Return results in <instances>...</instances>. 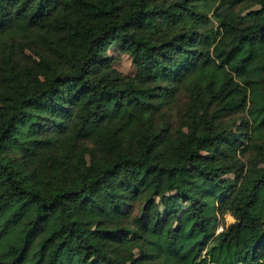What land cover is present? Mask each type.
I'll list each match as a JSON object with an SVG mask.
<instances>
[{
    "label": "trees",
    "instance_id": "16d2710c",
    "mask_svg": "<svg viewBox=\"0 0 264 264\" xmlns=\"http://www.w3.org/2000/svg\"><path fill=\"white\" fill-rule=\"evenodd\" d=\"M5 1L0 0V29L12 14ZM18 1L32 6L35 31L57 24L73 43L44 50L13 24L0 30V37L10 38L6 81H0V264H160L145 251L115 246L130 238L148 241L150 233L168 225L175 226L170 231L175 245L181 234H198L196 249L175 252L179 264H218L209 261L211 254L236 246L244 229L255 237L253 244L238 263L224 256L219 264H264V0ZM88 10L97 14L93 23L82 22ZM223 33L234 38L220 50ZM13 47L24 54V69L39 64L45 73L30 83L24 69L11 62ZM110 50L130 59L133 76L115 68ZM187 59L206 61L194 74V85L172 87L143 75L152 67L167 72ZM208 71L231 75L236 83L213 93L203 87ZM164 92L171 93L172 103L148 118L134 142L125 143L118 127L110 128L107 153L79 138L71 156L75 183L66 159L52 149L34 162L30 145L50 142L71 123L81 131L107 125L105 100L117 110L131 102L143 108L150 104L139 95L156 100ZM184 133L191 145L174 163L162 162L166 143ZM228 142L235 144L230 159L206 165L205 160H218ZM118 175L125 196H117L110 184ZM209 185L205 193L213 202L195 190ZM98 194L120 222L98 223L95 233L101 237L93 240L71 206L95 208ZM227 216L234 222L226 225Z\"/></svg>",
    "mask_w": 264,
    "mask_h": 264
},
{
    "label": "rangeland",
    "instance_id": "374dc122",
    "mask_svg": "<svg viewBox=\"0 0 264 264\" xmlns=\"http://www.w3.org/2000/svg\"><path fill=\"white\" fill-rule=\"evenodd\" d=\"M7 7L11 11V16L4 19L2 28L8 24H13V26L19 31L21 35L30 36V44L39 47L44 50H51L54 46L60 48L70 47L73 43L67 30H65L60 25H53L41 31H35L33 29V24L31 21L32 16V6H25L21 4L18 0H6ZM57 16H61V11L59 9L53 10ZM97 20V14L95 11H85L82 16L83 23H93ZM179 20L176 21L177 24L172 26L168 31V35L176 31L178 27ZM234 35L232 33H223L221 39L217 44V48L220 50L226 49L233 41ZM10 38L7 35H2L0 37V81L5 83L7 71L5 64L6 47L8 45ZM11 62L12 64L23 68L25 63L24 54L17 48L13 47L11 49ZM109 54H113L117 60L115 68L120 71L123 75L133 76L135 73V68L131 65L130 59L126 55H121L115 50H110ZM206 61L204 60H194L187 59L180 64H174L171 69L167 72H162L155 67L150 68L148 71L144 72L143 75L146 78H151L157 81H163L170 84L172 87L177 85H182L183 82H187L194 85V74L203 69ZM25 75L30 83L37 77H41L45 73V69L39 65L34 64L33 70L24 69ZM236 81L231 75H225L223 77H218L213 71H208L206 73L205 82L203 87L210 88L213 93H219L223 85L234 86ZM142 101L150 104V107H139L137 103L131 102L128 104L125 110H117L113 104L104 101L106 105L105 115L107 125L102 123H94L87 125L82 131L78 123H71L67 132L63 134L54 135L50 142H34L32 145V152L34 155V162H38L42 157V152L46 149H52L54 153L63 156L67 161L68 175L70 178V183H75L76 181V170L71 164V156L75 150L79 138L85 137L90 140L91 143L96 147L99 152L107 153L110 148L111 140V127H118L119 133L122 140L125 143H132L135 141L136 137L140 133L141 127L147 123L148 118L153 114H158L161 107L167 106L172 103L173 97L171 93L164 92L162 96L156 100L148 96L139 95ZM199 134L203 132V123L199 121ZM192 143V138L187 134L170 139L166 143L167 153L161 158L162 162L166 164H172L176 160V156L179 152L184 151ZM209 147H205L204 151L208 152ZM235 151V144L228 142L225 152L218 156L216 162H209L205 160V164L210 167H217L225 164L229 159L231 154ZM204 156L207 153H203ZM229 180H233V176L227 177ZM112 188L117 196H125V191L122 189V178L120 175L114 176L110 182ZM166 188V181L160 187V192L164 191ZM211 185L206 187L204 190H199L195 187L196 192L200 193L207 202H213L212 195H207L205 191L209 190ZM216 201V200H215ZM97 207L92 209H78L74 205L71 206L72 213L75 218L80 220L85 226L86 230H90L88 234L89 239H98L101 236L96 232V225L98 223L103 224H117L120 222V217L112 212V207L110 202L101 194L97 195ZM161 207V206H160ZM185 209L186 205H182ZM264 216V209L260 212ZM183 217L182 219H184ZM234 222V219L230 216L226 217V225ZM188 223V221L186 222ZM175 226L168 225L161 232H157L156 235L149 234L147 236L148 241L139 242L131 240L126 242L124 245H116V250H127L128 252H133L135 254L139 251H145L152 255L157 262L160 264H179L178 260L175 258L174 254L177 251L190 252L192 249L198 245V234L194 233L193 236L188 237L187 235H179L178 244L174 241L170 235V231ZM220 231V228H219ZM153 235V236H152ZM255 237L251 232L244 229L241 233V241L236 246H231L225 249H216L214 253L209 257V261L212 263H218L228 256L234 263H238L240 256L244 253L254 242Z\"/></svg>",
    "mask_w": 264,
    "mask_h": 264
}]
</instances>
